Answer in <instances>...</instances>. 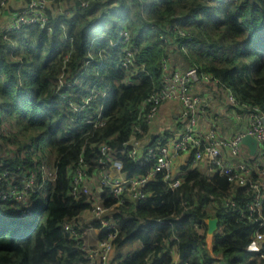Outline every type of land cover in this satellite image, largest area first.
<instances>
[{
	"label": "trees",
	"instance_id": "obj_1",
	"mask_svg": "<svg viewBox=\"0 0 264 264\" xmlns=\"http://www.w3.org/2000/svg\"><path fill=\"white\" fill-rule=\"evenodd\" d=\"M74 3L69 15L52 16L47 10L51 32L37 24L0 31V108L11 126L6 133L0 132V141L10 144L8 149L0 146L5 149L0 157L16 150L9 161L13 165L21 161L18 156L25 149L24 164L36 168V151L41 158L53 161L56 172V178L32 197L31 219H23L8 204L0 205V264H75L84 257L64 222L77 216L83 221L84 212L89 213L86 195L73 198L69 194V166L77 159L78 145L84 139L80 136L88 125L82 123L83 115L69 119L54 83L60 55L73 51L77 60L71 67L77 69L92 36L105 35L92 43L96 55L99 46L109 49L119 30L127 28L137 49L136 57L145 62L146 70L127 72L114 56L103 58L99 76L95 63L87 67L78 79V88L93 83L108 88L104 101L106 125L91 141L121 146L132 132L137 105L159 86L161 59L170 53H181L187 65H198L217 77L240 102L256 105L264 113V0H97L87 8H79L76 0ZM61 22L66 33L73 36L71 44L60 36ZM175 27L198 47L193 49L189 43L188 54L184 55L178 46L183 38L176 34ZM163 35L170 40L162 41ZM127 75L137 79L135 85L123 83ZM143 127L146 131L148 125L143 123ZM147 136L156 140L160 134L149 132ZM95 154L90 147L84 152L90 173ZM123 164L129 174H142L150 167L134 164L126 157ZM177 176L182 179L181 185L170 189L161 175H156L146 187L145 199L121 208L122 213L116 216L119 233L108 264H174V254L177 264H264V259L245 250L255 227L241 214L249 198L246 188H235L217 172L201 171L193 150ZM100 194L110 206L113 201L107 192L102 190ZM232 194L234 205L222 206L220 200ZM262 207L264 210V197ZM124 213L129 216L124 217ZM208 217L218 218L211 249L205 240ZM15 223L19 230L10 232ZM96 225L92 222L86 226ZM134 240L140 243L138 249L124 256L114 254L115 248Z\"/></svg>",
	"mask_w": 264,
	"mask_h": 264
},
{
	"label": "built area",
	"instance_id": "obj_2",
	"mask_svg": "<svg viewBox=\"0 0 264 264\" xmlns=\"http://www.w3.org/2000/svg\"><path fill=\"white\" fill-rule=\"evenodd\" d=\"M76 1L79 8H87L97 0ZM74 5V0L23 1L20 8L10 12L6 21L0 22V31L1 33L11 32L19 30L24 25L37 24L40 28L51 32L52 27L48 23L47 10L52 16L69 15ZM6 6L7 0H0V17ZM58 28L62 39L71 44L73 36L66 33L65 24L61 22ZM174 29L176 34L183 38L181 43L178 42L180 51L184 55L188 54L186 48L191 43V38L177 27ZM103 38H105L104 34L91 37L86 56L77 69L71 67V62L77 60L73 51L68 50L61 54L59 74L54 83L55 93L63 101L69 119L73 120L76 114L83 115L82 123L88 125L80 136L84 139L78 145L77 159L69 166V194L73 198L84 194L90 202L89 217H84L82 221L77 216L64 222L65 230L76 239L79 249L84 254L83 259L75 264H108L114 241L119 233L116 227V216L122 213L121 208L128 203L145 199L148 196L147 185L158 174L170 189L179 187L182 183V179L177 176L180 168L174 165V160L185 153H190L191 150L194 151L195 162L204 160L208 165L206 173L217 172L225 176L228 183L235 188H246L249 198L241 214L245 215L255 227L245 250L255 253L259 260L264 259V210L262 207L264 113L256 105L240 102L217 77L198 65L191 64L184 70L171 66L170 54H166L159 65L160 84L156 89L148 92L137 105L136 117L131 125L132 132L123 140L121 146L114 147L108 141H91L96 131L106 125L108 116L104 112V101L108 95V88L96 83L79 85L78 88V79L87 72V67L95 63V74L99 76L103 58L114 56L127 72L136 73L146 70L145 62L136 57L137 49L132 44L127 28L123 27L119 30L117 37L109 42V49L99 46L95 55L91 49L92 43ZM161 39L164 42L170 40L166 35L161 36ZM191 44L193 49L198 47V43ZM109 50L114 53L109 54ZM122 81L126 85L133 86L137 79L127 75ZM198 85L215 88L221 94L225 105L230 108L234 118L243 121L242 129L229 138L219 137L213 128L199 130V117L207 112L210 101L206 96L195 91ZM164 102L178 103L179 110L176 117L183 128L176 139H170L168 135L161 132L160 137L155 140L147 135ZM143 123L148 125L146 131ZM3 125L4 117L0 108V132H3ZM245 136H249L256 144L252 153L248 145L243 143ZM87 147L96 152L91 173L88 171L89 163L84 156ZM15 153L16 150H13L4 157H0V205L8 204V207L20 217L28 220L33 217L32 197L46 182H52L56 178V172L53 161L50 164L44 162L36 151L33 154L36 168L26 166L23 162L26 157L25 149L19 153L18 157L21 161L10 165L9 161L14 158ZM124 157L134 164L140 166L150 164V167L142 174H129L123 169ZM253 173L256 175L255 178ZM102 190L112 199L110 206L105 205V198L100 194ZM233 196L234 194L231 198H222L221 205L225 207L234 205ZM123 216L128 217L129 214L124 213ZM92 222L97 225L86 226ZM90 235H92L91 240ZM172 262L174 264L179 262L175 254Z\"/></svg>",
	"mask_w": 264,
	"mask_h": 264
},
{
	"label": "crops",
	"instance_id": "obj_3",
	"mask_svg": "<svg viewBox=\"0 0 264 264\" xmlns=\"http://www.w3.org/2000/svg\"><path fill=\"white\" fill-rule=\"evenodd\" d=\"M16 3L20 4V7L22 6L23 0H7V6L5 11L3 12L2 16L0 17L1 22L6 21L8 19V16L10 12L20 8V7H14ZM175 54V53H174ZM170 53V57H171ZM176 55H174V60ZM177 57H179L182 61V54H177ZM183 61L186 62V58L183 59ZM172 64V63H171ZM175 64V63H174ZM172 66V65H171ZM188 66L186 63H184V68H180L182 70L186 69ZM173 67H177L173 65ZM195 91L198 93L206 96L210 101V106L207 112L199 117L198 120V129L199 130H208L210 128L215 129L217 132V135L221 138H229L233 134H235L237 131L242 129L243 121H239L238 119L234 118L231 110L229 107H227L221 97V94L218 93L215 88L211 86H201L198 85L195 87ZM179 110V105L176 102H164L161 104L159 111L156 115V118L152 122L149 132L151 133H165L164 130L168 131V138L176 139L182 128V123L177 120V112ZM230 125L231 127H236V131H234L233 134L229 135V131H226V126ZM165 135H167L165 133ZM189 155V153H185L181 155L180 157L176 158L174 160V165L181 167V165L186 163V158ZM195 164L198 166V168L203 171L207 172V164L204 160H201L198 164V161L195 162ZM85 217H89V213L84 212ZM92 239V235H90V240Z\"/></svg>",
	"mask_w": 264,
	"mask_h": 264
},
{
	"label": "rangeland",
	"instance_id": "obj_4",
	"mask_svg": "<svg viewBox=\"0 0 264 264\" xmlns=\"http://www.w3.org/2000/svg\"><path fill=\"white\" fill-rule=\"evenodd\" d=\"M14 7H20V4L19 3H16L15 5H14ZM0 22H1V20H0ZM174 55H176V57H175V64H173V62L171 61V65L173 66V65H175V66H177V67H179V68H184V63H187L188 62V60H187V58H186V62L185 61H183V58H182V61H181V59L179 58V57H177V54L175 53V54H173V56L171 55V60L174 58ZM5 117V116H4ZM4 122H5V124L3 125V132L4 133H6L7 131H8V129L10 130V128H11V126H10V124H9V122L7 121V120H5V118H4ZM15 129V128H14ZM226 131H229V135H231V134H233L234 133V131H236V127H231L230 125H227L226 126ZM18 136H20V138H24L22 135H20V134H18ZM231 137V136H230ZM1 142V144H0V146L3 144L2 143V141H0ZM12 144V143H11ZM4 145V144H3ZM9 145L10 144H7V145H4L5 146V148L6 149H8V147H9ZM13 146V145H12ZM2 147V146H1ZM0 147V151H1V153L2 154H5V149L4 148H1ZM43 159V161L44 162H47V163H51V160H49V162L46 160V158H42ZM200 161L201 160H199L198 161V164L200 163ZM17 230H19V224H12L11 226H10V228H9V231L10 232H15V231H17ZM140 247V243H139V241L138 240H134L133 242H130V243H127V244H125L124 246H122V247H120V248H115L114 249V254H116V253H120L122 256H124V255H126L127 253H129V252H132V251H134V250H136V249H138ZM113 255V254H112Z\"/></svg>",
	"mask_w": 264,
	"mask_h": 264
},
{
	"label": "water",
	"instance_id": "obj_5",
	"mask_svg": "<svg viewBox=\"0 0 264 264\" xmlns=\"http://www.w3.org/2000/svg\"><path fill=\"white\" fill-rule=\"evenodd\" d=\"M243 143L248 145L251 153L254 151L256 144H255L254 140L250 139L249 136H245L243 138ZM205 222L207 224L205 240H206L208 247L211 249L212 236L214 234V231L217 228L218 218L217 217H208L205 219Z\"/></svg>",
	"mask_w": 264,
	"mask_h": 264
}]
</instances>
